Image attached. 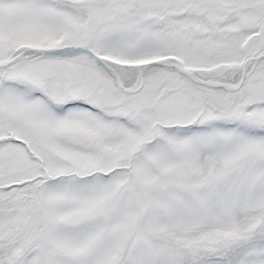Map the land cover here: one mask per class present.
I'll return each mask as SVG.
<instances>
[{
	"label": "snow or ice",
	"instance_id": "1",
	"mask_svg": "<svg viewBox=\"0 0 264 264\" xmlns=\"http://www.w3.org/2000/svg\"><path fill=\"white\" fill-rule=\"evenodd\" d=\"M0 264H264V0H0Z\"/></svg>",
	"mask_w": 264,
	"mask_h": 264
}]
</instances>
